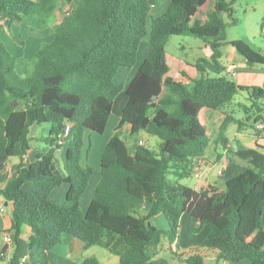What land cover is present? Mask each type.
I'll return each mask as SVG.
<instances>
[{"label":"trees","instance_id":"16d2710c","mask_svg":"<svg viewBox=\"0 0 264 264\" xmlns=\"http://www.w3.org/2000/svg\"><path fill=\"white\" fill-rule=\"evenodd\" d=\"M157 1L0 0V34L15 25L26 27L31 19L53 34L31 57H25L24 41L11 51L0 39V175L17 160L13 175L5 185L0 182V196L13 204L8 231L14 243L19 249L27 227V248L38 253L37 264H51V250L66 234L83 241L85 249L103 244L119 256L118 264H174L159 257L161 245L166 236L170 243L180 237L186 214L189 232L210 231L176 264H264V146L233 152L226 136L230 124H246L229 109L237 95L252 102L241 106L252 113L247 120L264 123V83H237L222 62V46L226 41L250 65L264 66V54L243 40H226L228 26L238 23L235 0H170L153 17L150 8ZM61 5L66 11L51 26ZM146 36L150 52L127 86L118 83L119 69L136 65ZM173 36L198 37L210 49L192 63L196 77L181 72L186 82L170 75L167 44ZM122 91L126 104L83 213L80 199L94 174L87 163L92 141L85 133L106 131ZM33 124H49L50 131L43 137L46 146L34 148L27 163ZM125 125L130 132L122 136ZM141 132L158 137L159 145H141L140 139L128 143ZM212 143L245 161L244 171L225 180L224 188L206 180L195 186L182 183L197 161L222 160L218 152L211 157ZM59 148L65 149L64 174L54 170ZM64 184L65 200L57 203L51 193ZM159 214L170 230L151 222ZM202 250L218 251L216 261L210 263ZM79 264L101 263L89 256Z\"/></svg>","mask_w":264,"mask_h":264},{"label":"rangeland","instance_id":"374dc122","mask_svg":"<svg viewBox=\"0 0 264 264\" xmlns=\"http://www.w3.org/2000/svg\"><path fill=\"white\" fill-rule=\"evenodd\" d=\"M231 1V0H227ZM170 3V0H158L155 6H151L150 8V14L153 17H157L161 15L168 7ZM233 8H234V16L238 19V23L235 25H229L227 28V41L233 40V39H240L246 42L251 48H253L256 51L261 52L264 54V36H262V28H263V22H264V0H235L233 2ZM66 11V6L61 5L57 11V16L51 21V26H53L56 22L60 21L63 17V14ZM226 21H229L227 15L224 16ZM151 19L148 22V28H150ZM53 38L52 31L47 28L43 29L41 28L40 24L34 20L31 19L28 26L21 27L18 25H15L10 30H5L0 34V39L8 46V48L11 51H16L17 48H19L22 45V42H25L24 49H25V57H31L33 53L40 47L41 43L44 41H50ZM226 41L224 42L222 49H223V57L222 62L226 64L229 59V55L226 54V52L229 50L230 45H226ZM151 50V44H150V38L149 36H146L139 47L138 50V56H137V63L133 67H124L121 68L117 73L115 80L117 82L123 83L124 85H127L129 78L131 75H133L134 71L137 69V67L140 66V64L145 60L148 53ZM167 50H168V62L171 64L172 72L176 73V63L174 61H177V57L190 59L191 61L207 55L210 53V49L208 46L204 44V41L198 37L194 36H173L170 38L169 43L167 44ZM133 70V72H132ZM177 75V74H175ZM123 97H126L125 91H122L119 93L115 100H120ZM236 98H240L239 95L236 96ZM243 111V110H242ZM119 119L118 109L115 108L114 111H112L111 120L108 126V129L102 133H96L87 131L85 133V139L89 141L88 138H91L92 141V149L89 155V158L87 160V163L90 164L94 168V174L90 179L89 187L87 191L82 195L80 199V209L84 213L87 209V203H88V196L92 193V188L96 184V180L100 178V162H101V156L103 153V149L105 146L106 141L108 140V137L112 131L113 124H115ZM50 125L49 124H34V127L31 129V134L34 136L33 142L37 144V146H46V141L42 139V137H45L49 134ZM127 133V130H126ZM122 136H127L122 134ZM140 139L144 141L145 145H148L149 147L156 148L157 145L160 143V139L156 136H152V139L149 138V136L144 135L143 132L139 134L133 135L131 138L128 139V143L131 144L135 140ZM262 146V145H261ZM58 149H55L56 157L58 156ZM240 162V163H239ZM246 162L241 160L236 162L230 163L229 167L226 168V170L221 169V165L217 164L214 169L213 173L217 176H210L211 179H216L217 187L218 188H224V182L226 179L233 177V175H236L239 171H244L245 165H247ZM198 164H196L197 166ZM196 166L194 168V171H196ZM205 179L203 178H196L194 176V173L192 175H189L187 177H184L181 182L189 185V186H195L201 181ZM67 188V185H62L56 190L63 191ZM56 194V193H55ZM55 202L57 203H63L64 198L62 199H55ZM1 204V203H0ZM2 214H6L7 212H1ZM161 216V221L158 220V217H153L152 222L159 228L170 230L168 221L166 220L165 216L163 214H159ZM163 222L167 224L166 228L163 226ZM163 225V226H162ZM7 233V232H6ZM5 234V233H4ZM3 234V235H4ZM184 235L182 233V228L180 232V238ZM191 239H200V236L196 235V233L189 234ZM165 240V241H164ZM164 242H168V236L163 238ZM91 252L94 253V257H96L102 264H117L119 256L109 252L106 248H104V245H98L91 247ZM34 254L36 257H38V253L35 251ZM162 258L168 259L167 255L161 256ZM220 264H223V261L220 262ZM231 264H238V263H231Z\"/></svg>","mask_w":264,"mask_h":264},{"label":"crops","instance_id":"0c3cea01","mask_svg":"<svg viewBox=\"0 0 264 264\" xmlns=\"http://www.w3.org/2000/svg\"><path fill=\"white\" fill-rule=\"evenodd\" d=\"M262 36H264V22H263V28H262ZM229 50L226 52V54L229 55L228 62L224 64L225 66L229 64H234L236 65V73L233 75V79L245 86H260L264 83V66L262 65H250L247 63L246 60L242 56H240L231 46H229ZM208 53L207 55H209ZM32 56V55H31ZM197 59V58H196ZM177 61H174L176 63V73L175 75L172 72V67L170 70V75L175 77L178 80H183L184 82L187 81V79H184L181 72H185L188 76L190 77H196L197 76V69L192 65L194 60L190 59H185L181 57L176 58ZM191 63V64H190ZM138 68L134 71L133 75L130 76L128 83L130 80L133 78V76L137 73ZM121 71V70H119ZM133 72V70H132ZM119 73V72H118ZM120 83V82H118ZM127 83V85H128ZM125 85V86H127ZM240 98L234 99V101L230 104L229 109L234 113L237 119H242L246 121L245 125H242L241 128H238V126L235 123H232L228 126V129L226 131V136H227V148H230L233 152L236 151L238 148H255L257 144L261 145V139L264 137V126L262 125L263 123H255L253 119L247 120L248 115H252L251 112L245 113V110L242 105L250 106L252 104L251 101L247 99L246 96L244 95H239ZM126 104V98L123 97L120 100H115L114 102V107L113 111L115 108L118 109V114H119V119L118 121L113 124L112 131L108 137V140L112 137V135L115 132V128L120 122L121 119V112ZM243 110V111H242ZM111 120V117H110ZM110 120L108 122V126L110 123ZM107 126V129H108ZM34 127V124L30 127L31 129ZM106 129V130H107ZM127 130V133H126ZM120 134L128 135L129 134V126L125 125L121 128L119 131ZM144 135L149 136L150 139H152V135L143 132ZM30 136L34 138V136L30 132ZM43 139V137H42ZM108 140L105 143V146L108 142ZM31 146L32 150H30L26 156H25V161L27 163L31 162L34 157L35 150L34 148L37 147V144L31 141ZM104 146V148H105ZM104 150V149H103ZM58 156L55 158V165H54V170L58 173H63L64 174V159H65V149L64 148H59L58 149ZM221 153L222 154V160H227L228 161V167L230 163L241 161L240 159L236 158L235 155H233L232 152L223 151L216 143H212L209 153L211 157H215L216 153ZM233 158V161L232 159ZM17 160H13L10 165L8 166L7 170L0 175V182L2 185H5L7 182L8 178L13 175L12 171V165L14 162ZM240 163V162H239ZM197 164H200L202 174L203 176L201 178L205 179L207 182L217 185L216 179H211L210 176H217L215 175L212 171L214 167L219 164H209L205 161H197ZM246 164V163H245ZM248 165V164H247ZM245 165V167L247 166ZM227 167V168H228ZM244 167V169H245ZM241 173L239 171L237 174ZM235 176V175H233ZM219 177V176H217ZM231 178V177H230ZM229 179V178H228ZM99 180V179H98ZM96 180V184L98 182ZM227 180V179H226ZM92 188V193L90 196H88V203L87 206L91 200V197L93 195L94 188ZM68 190V186L66 189L60 192V190L54 189L51 193V198L53 201L55 199L59 198L62 199L66 197V192ZM56 193V194H55ZM4 203L6 207V214H2L0 212V264H21V258L24 256L27 258L26 263L28 264H37L38 263V257L34 254L35 250H29L27 248V241L30 235L29 229L27 227H24L20 237H19V249L15 243L13 245H8L4 242L3 240V234L8 232L12 234V232H9V228L11 227V212L13 210V204L12 203H7L5 200L0 196V203ZM86 206V207H87ZM155 217H158L157 219L161 221V216L157 215ZM152 222V219H151ZM182 233L184 235L176 239L173 243L168 242H162L161 245V251L159 254V257L163 255L168 256V261L171 263H179V259L182 256V258H186L188 256L187 251L190 248V246H195L200 244L204 238L207 236V234L210 231V227L204 228L200 233H196V235L200 236V239H191L192 236L191 232L188 230V224H189V218L188 215H184L182 217ZM262 222L264 226V210H263V215H262ZM153 223V222H152ZM154 224V223H153ZM155 225V224H154ZM164 225V226H163ZM163 227L166 228L167 224L163 222ZM193 234V233H192ZM13 235V234H12ZM84 242L81 241L80 239H77L69 234H66L64 236L63 243H60L56 245L52 250H51V264H79L85 257L89 256H95L93 252H91V248L85 249ZM4 253V254H3ZM3 254V255H2ZM201 254L210 262L213 263L216 261L217 256H218V251H212V250H202ZM162 258V257H161ZM166 259V258H165ZM100 262V261H99ZM221 262V261H220ZM220 262L218 264H220ZM101 263V262H100ZM119 263V259H118ZM117 263V264H118ZM102 264V263H101ZM223 264H231L228 261H223Z\"/></svg>","mask_w":264,"mask_h":264},{"label":"built area","instance_id":"2783aa9c","mask_svg":"<svg viewBox=\"0 0 264 264\" xmlns=\"http://www.w3.org/2000/svg\"><path fill=\"white\" fill-rule=\"evenodd\" d=\"M226 70H227V72L229 74L234 75L236 73V65L229 64V65L226 66ZM262 125L264 126V123ZM69 130H70V127L68 126L65 129V131L61 134L59 143L63 144L65 142V140L67 138V135L69 133ZM140 144L143 145L144 144V141L143 140H140ZM261 145L264 146V137L261 139ZM219 164L221 165V169L222 170H226V168L228 167V161L225 160V159L224 160H221L219 162ZM194 176L196 178H201L203 176L200 164H198L196 166V171H194ZM0 212H6V207H5V205H4L3 202L0 204ZM3 240L9 246L10 245H13V243H14L13 235L10 234V233H8V232L3 235ZM26 260H27V258L23 256L21 258V264H25L26 263Z\"/></svg>","mask_w":264,"mask_h":264}]
</instances>
